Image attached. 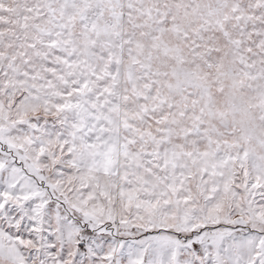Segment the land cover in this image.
Segmentation results:
<instances>
[{
    "label": "snow or ice",
    "instance_id": "1",
    "mask_svg": "<svg viewBox=\"0 0 264 264\" xmlns=\"http://www.w3.org/2000/svg\"><path fill=\"white\" fill-rule=\"evenodd\" d=\"M0 264H264V0H0Z\"/></svg>",
    "mask_w": 264,
    "mask_h": 264
}]
</instances>
